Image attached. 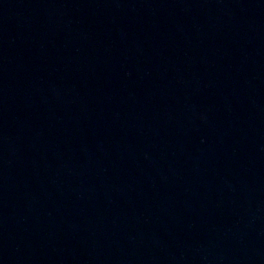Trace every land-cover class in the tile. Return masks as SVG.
Returning <instances> with one entry per match:
<instances>
[{
    "label": "water",
    "instance_id": "water-1",
    "mask_svg": "<svg viewBox=\"0 0 264 264\" xmlns=\"http://www.w3.org/2000/svg\"><path fill=\"white\" fill-rule=\"evenodd\" d=\"M0 264H264V0H0Z\"/></svg>",
    "mask_w": 264,
    "mask_h": 264
}]
</instances>
